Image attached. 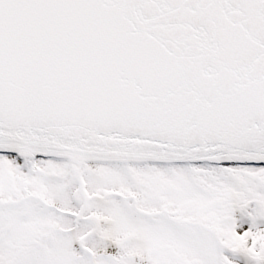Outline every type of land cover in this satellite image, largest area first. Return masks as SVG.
<instances>
[{
    "label": "snow or ice",
    "instance_id": "snow-or-ice-1",
    "mask_svg": "<svg viewBox=\"0 0 264 264\" xmlns=\"http://www.w3.org/2000/svg\"><path fill=\"white\" fill-rule=\"evenodd\" d=\"M0 264H264V0H0Z\"/></svg>",
    "mask_w": 264,
    "mask_h": 264
}]
</instances>
